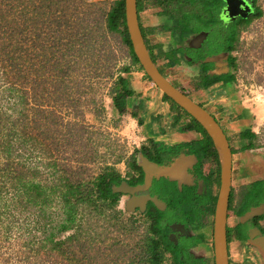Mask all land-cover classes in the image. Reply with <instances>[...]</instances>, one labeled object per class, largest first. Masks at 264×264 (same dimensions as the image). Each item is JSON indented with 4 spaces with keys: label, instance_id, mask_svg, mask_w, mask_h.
<instances>
[{
    "label": "rangeland",
    "instance_id": "rangeland-1",
    "mask_svg": "<svg viewBox=\"0 0 264 264\" xmlns=\"http://www.w3.org/2000/svg\"><path fill=\"white\" fill-rule=\"evenodd\" d=\"M112 1L86 0L99 5L77 9L84 19L79 27L86 26L81 31L89 32L91 39L73 42L75 48L70 49V44L58 46L53 40L57 34L44 30L41 43L55 46L50 50L55 53L40 55L45 66H35L38 57L35 58L31 43L27 42L31 59L23 84L15 81L16 85L9 88L0 68V264H132L138 243L144 238L148 222L142 209L128 210L125 201L120 199L116 211L99 212L79 204L75 222L79 241L53 248L51 233H55L56 239L72 233V230L58 232L57 225L65 217L58 193L51 194L50 203L41 209L21 200L12 185V176L19 169L48 187L68 176L88 179L107 167L124 175L128 169L126 161L146 141L140 139L139 100L145 98L143 92L164 93L138 64L131 65L128 72L123 71L130 65L126 47L115 32L97 27L96 12L108 10ZM256 3L262 15L240 29L238 42L230 52L236 66L229 70L235 79L226 87L246 104L249 113H253V108L258 109L254 117L258 118V140L264 145V0ZM142 4L141 21L150 27L148 24L160 19L161 9L154 6L153 0H142ZM245 10V0H229L221 14L233 18ZM153 33L148 38L154 43H165L164 49L167 43H173L169 34ZM227 54L221 52L217 57L222 59ZM49 56L51 59L46 60ZM165 62L158 58L156 64L180 89L196 91L203 87L199 73H188L179 65L166 72ZM225 70L228 69L223 67L213 74H222ZM119 75L127 77L133 88V95L128 97L121 114L111 98ZM10 126H13L11 130ZM212 162L219 170V161ZM165 180L162 178L154 185L159 193L175 187L171 182L163 184ZM186 222L184 218L171 217L174 240L200 236L197 228ZM191 250L204 257L206 264H214L213 234L205 245Z\"/></svg>",
    "mask_w": 264,
    "mask_h": 264
},
{
    "label": "trees",
    "instance_id": "trees-1",
    "mask_svg": "<svg viewBox=\"0 0 264 264\" xmlns=\"http://www.w3.org/2000/svg\"><path fill=\"white\" fill-rule=\"evenodd\" d=\"M153 4L161 9L159 15L163 22L156 27L145 28L139 17V24L155 64L158 58L165 59L164 65L167 67L182 62L196 64L199 66L202 85H209L216 81L226 83L234 81L235 75L230 72L229 68L236 65L235 58L230 52L238 42L240 29L246 28L254 18L262 15V10L256 0H245V12L235 15L233 18H225L221 14L226 0H153ZM98 5L99 2H86V0H0V68L9 88L11 85H16L15 81L23 84L27 78V66L31 59L29 58V42L35 51V58L38 57V64L35 62V66H45L46 62L43 57L47 53H55L54 51L50 52L55 46H48L43 41L41 43L43 31L48 30L54 35L57 34L53 40L57 42L58 46L70 44V49L71 47L75 48L73 42L83 43L87 38H90L88 37L90 36L89 32L81 31L86 26L79 27L84 19L79 16L77 9L80 6L91 9ZM137 9L139 16V12L143 9L142 0H137ZM96 14L97 18L94 21L98 24L97 27L105 32H115L126 47L130 65L125 66L123 71H130L131 65L135 64H138L143 71L133 52L125 25L124 0H113L108 10L100 9ZM155 31H169L173 43L170 42L164 49L163 44L152 42L148 38V34ZM221 52H228V54L222 59L216 58ZM62 54H64V50ZM40 55L44 56L41 58ZM49 59L51 56L46 58V60ZM223 67L228 70L222 74H213ZM159 69L164 75L163 69L160 67ZM144 74L148 78L146 73ZM132 95L133 90L129 86L128 78L119 75L114 83L111 98L114 107L120 114L124 112L128 97ZM163 95L169 101L172 111L179 116L181 113L189 115L165 94ZM132 115L136 116L135 113ZM190 119L191 124L188 125V128H200L204 132L202 138L173 145L148 138L140 145V148L134 149L126 161L128 169L124 175L113 167H107L88 179H72L68 176L61 182L48 187L27 177L24 170L19 169L12 176V185L18 190V197L20 196L21 200L38 205L41 209L50 203L51 194L58 193L65 215L57 225L58 232L72 230V233L56 239L53 232L49 239L53 242V248H60L68 243L79 241L78 226L75 227L79 204L92 207L99 212L113 211L124 194L119 190L123 182L130 186L143 183L144 171L137 161L138 153L148 160L164 166L172 164L181 155H195L198 161L195 170L198 178L202 179L203 188L206 190L211 176L197 171L199 170L198 166L208 157L218 160V153L205 130L192 117ZM12 127H9L10 130ZM243 135L249 140L243 145V148L257 146L255 142L250 141L256 137L251 129H246ZM231 151L234 152L232 147ZM168 183L170 182L167 180L163 181L165 185ZM196 189V184L192 187L182 186L180 190L173 186V188L158 193L154 185L152 186L151 195L160 196L167 203L168 210H161L152 200L145 203L142 215L148 222V226L144 238L138 243L137 252L131 260L132 264H206L204 257L195 255L191 250L200 242L198 237L186 236L178 240L171 237L172 216L173 218H184L186 223H190L188 220L196 218L197 210L194 206L203 202L204 199V195L199 194ZM260 192L259 190L252 192L250 204L255 203ZM209 199L214 209L217 195L211 196ZM190 206L192 207L190 208ZM260 217L262 216H256L255 220ZM261 230L264 233V229Z\"/></svg>",
    "mask_w": 264,
    "mask_h": 264
},
{
    "label": "crops",
    "instance_id": "crops-1",
    "mask_svg": "<svg viewBox=\"0 0 264 264\" xmlns=\"http://www.w3.org/2000/svg\"><path fill=\"white\" fill-rule=\"evenodd\" d=\"M139 17L141 24L146 28L156 27L163 22L160 17V19H155L153 24H148L151 25L148 27L142 23L140 12ZM153 34H169L168 36L172 37L169 31H155ZM161 44L163 47L165 46V43ZM176 65L183 67L188 73H199V67H195L196 64L182 62ZM176 65L166 66V72ZM228 83L216 81L209 85H203L196 91H188L187 88H182V90L214 116L227 135L230 147L234 150L232 152L231 200H229L227 210L229 264H264V233L261 230L264 229V145L260 144L258 140L259 130L256 129L258 118L254 117L259 111L257 108H253L254 114L250 112L252 113L250 115L249 111L245 109L246 104L241 103L236 96L230 93V89L226 87ZM176 86L178 87V85ZM144 93L146 92H143L145 98L143 96L139 100L141 110L137 115L138 122L141 124V140L153 138L164 144L173 145L200 139L204 136V132L200 128H188V125L191 124V116L182 113L179 116L172 111L169 101L163 94L153 91ZM228 100L231 101L227 102ZM246 129H251L256 134V137L250 140L256 143V147L243 148V145L249 141L243 135ZM137 161L144 171V181L142 184L135 185L136 189L134 187L132 193L127 192L121 196V199L125 201L126 208L134 211L141 210L145 208V203L148 200H152L161 210H167V203L157 194L151 195L149 192L152 186L159 183L162 178L175 184L179 190L182 186L192 187L196 184L197 192L203 194L204 199L203 202L194 206L197 210L196 218L188 221H190L191 227L197 228L196 230L200 232L198 237L200 242L195 246L205 245L209 236L213 234L214 209L209 198L218 195L220 187V182L218 183L220 169L218 170L217 166L213 164L212 158H205L199 163V170H197L204 175L211 176L206 190L203 188L202 179H199L196 173L195 166L198 161L193 154L181 155L168 166L145 160L141 154L137 155ZM147 185H149L148 188ZM141 186L143 188H140ZM257 190L261 191L260 196L255 200V203L250 204L252 192ZM194 204L196 203L194 202ZM256 216L262 217L255 220Z\"/></svg>",
    "mask_w": 264,
    "mask_h": 264
},
{
    "label": "water",
    "instance_id": "water-1",
    "mask_svg": "<svg viewBox=\"0 0 264 264\" xmlns=\"http://www.w3.org/2000/svg\"><path fill=\"white\" fill-rule=\"evenodd\" d=\"M229 2V0H226ZM239 1V0H238ZM125 25L133 52L144 73L162 92L188 113L211 138L220 163V187L214 207L213 251L214 264H229L227 252V210L231 192L232 151L227 135L218 121L201 104L194 101L182 89L168 80L153 61L142 34L137 0H124ZM145 160H148L144 157ZM149 161V160H148ZM150 185V184H149ZM147 185V188L148 186ZM135 186L123 182L119 190L133 192ZM140 188H143L141 186ZM136 189V187H135ZM144 208H142L143 210Z\"/></svg>",
    "mask_w": 264,
    "mask_h": 264
},
{
    "label": "flooded vegetation",
    "instance_id": "flooded-vegetation-1",
    "mask_svg": "<svg viewBox=\"0 0 264 264\" xmlns=\"http://www.w3.org/2000/svg\"><path fill=\"white\" fill-rule=\"evenodd\" d=\"M152 191V190H151ZM151 191H149L151 193Z\"/></svg>",
    "mask_w": 264,
    "mask_h": 264
},
{
    "label": "bare ground",
    "instance_id": "bare-ground-1",
    "mask_svg": "<svg viewBox=\"0 0 264 264\" xmlns=\"http://www.w3.org/2000/svg\"><path fill=\"white\" fill-rule=\"evenodd\" d=\"M161 90V89H160ZM162 91V90H161Z\"/></svg>",
    "mask_w": 264,
    "mask_h": 264
}]
</instances>
